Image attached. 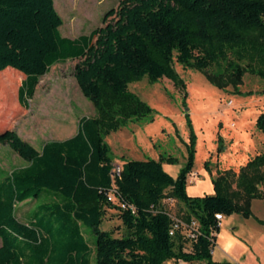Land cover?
Masks as SVG:
<instances>
[{
    "label": "trees",
    "instance_id": "obj_1",
    "mask_svg": "<svg viewBox=\"0 0 264 264\" xmlns=\"http://www.w3.org/2000/svg\"><path fill=\"white\" fill-rule=\"evenodd\" d=\"M62 24L54 0H0V106L14 100L15 70L25 75L18 100L27 106L53 65L80 59L73 74L96 111L81 118L73 136L41 150L16 130L0 132V142L28 161L0 180V264H232L213 259L216 214L253 215L252 201L264 199V151L238 171L218 170L214 193L192 196L194 142L174 177L163 166L172 156L127 160L117 173L106 138L154 119L130 84L168 78L186 89L177 65L203 71L220 88L239 90L247 73L264 80V0H120L90 34L63 36ZM257 128L264 134V113ZM43 195L23 222L17 205ZM167 198L185 204L184 220L199 222L191 245L171 234ZM108 209L118 210L125 234L103 228ZM84 226L96 235L95 248Z\"/></svg>",
    "mask_w": 264,
    "mask_h": 264
},
{
    "label": "rangeland",
    "instance_id": "obj_2",
    "mask_svg": "<svg viewBox=\"0 0 264 264\" xmlns=\"http://www.w3.org/2000/svg\"><path fill=\"white\" fill-rule=\"evenodd\" d=\"M119 2L54 0L63 18L62 35L75 38L90 34L102 25L104 15L117 8ZM111 20L109 17L108 21ZM79 60L69 59L56 64L43 78L27 106L19 103L21 80H18V75L14 76L17 80L14 100L9 105L0 106V132L16 130L33 139L37 147L46 140H64L73 136L82 117L96 114L94 105L83 94L73 74ZM176 68L186 82L185 90L176 87L168 78L155 83L144 78L130 84L131 91L154 109V119L130 123L112 132L106 140L116 166L127 160H159L161 156H172L174 161L164 162L163 166L174 177L186 164L188 148L194 142V167L188 176L187 192L189 195L195 192L212 194L215 192L213 179L218 170L233 168L238 171L248 156L264 151V134L257 128V120L264 113V80L247 73L239 90L232 86L220 88L203 71L184 69L180 65ZM25 165H28L27 160L8 144L0 142V169L3 170L0 171V180ZM46 200L43 195L19 203L16 208L18 217L23 222L31 221ZM163 205L175 217L182 218L186 212L185 204L172 198L163 200ZM252 210L250 218L234 214L233 218L223 220L221 224L222 230L237 237L247 249L234 248L232 260L224 251L223 237L219 236L214 252L216 259L238 264L251 254L254 264H264V224L258 221L264 220V199H254ZM117 213L116 209H108L102 226L121 236L126 230ZM83 232L90 246L95 248L96 235L92 228L84 226ZM192 264L206 263L197 261Z\"/></svg>",
    "mask_w": 264,
    "mask_h": 264
},
{
    "label": "crops",
    "instance_id": "obj_3",
    "mask_svg": "<svg viewBox=\"0 0 264 264\" xmlns=\"http://www.w3.org/2000/svg\"><path fill=\"white\" fill-rule=\"evenodd\" d=\"M57 64H60V63H57ZM61 64H63V63H61ZM56 65V64H55ZM55 65H53L52 66V68H51V70L48 72V73H46V74H44L43 76H41V78H40V81H39V84L42 82V80H43V78L44 77H46L47 75H49L50 73H51V71H52V69L54 68V66ZM25 79V75L22 73H19L18 72V80H21V83H22V81ZM39 84L37 85V87H36V91H35V94H34V96L36 95V93H37V89H38V87H39ZM21 85V84H20ZM34 96H33V98H34ZM32 98V99H33ZM20 133V132H19ZM20 135H21V133H20ZM21 136H23L22 138L23 139H25V140H27V141H29L31 144H33V145H35V142H34V140L33 139H29V138H26V136H24V135H21ZM48 141H50V140H46L44 143H42L40 146H35L38 150H41L42 148H43V146H44V144L46 143V142H48ZM261 152V151H260ZM253 157V156H252ZM251 157L250 156H248V159H247V161L250 159ZM123 162H125V161H123ZM123 162H121V164L123 163ZM26 166V165H25ZM0 171H3L2 169H0ZM218 172V171H217ZM189 179V178H188ZM210 189L212 188V185L209 187ZM196 194H192V196H198V195H201L200 194V192H195ZM189 194V193H188ZM191 195V194H190ZM253 211V210H252ZM235 215L234 214H232V215H230V216H224V218H223V220H228V219H231V218H233ZM222 220V221H223ZM222 221H221V224H222ZM258 221L261 223V224H264V220H262V219H258ZM262 221V222H261ZM221 224H220V232L219 233H217V241H218V237L219 236H222L223 237V239H224V241H225V243H224V248H225V253L227 254V256H229L232 260H233V258H232V256H231V251L234 249V248H241V249H244V250H246L247 249V246L246 245H244L240 240H238L237 239V237H235V236H232V235H229V234H227L226 233V231H224V230H222L221 229ZM229 240H231V242L229 243ZM217 241H216V245H217ZM216 247V246H215ZM214 252H215V248H214V250H213V259L215 260V261H218V262H224V261H228V262H231L232 264H235V263H233L231 260H224V261H221V260H218V259H216L215 257H214ZM206 263V262H205ZM238 264H254L253 262H252V255L251 254H248V257L244 260V261H241V262H238Z\"/></svg>",
    "mask_w": 264,
    "mask_h": 264
},
{
    "label": "built area",
    "instance_id": "obj_4",
    "mask_svg": "<svg viewBox=\"0 0 264 264\" xmlns=\"http://www.w3.org/2000/svg\"><path fill=\"white\" fill-rule=\"evenodd\" d=\"M120 170H121L120 166L119 165L116 166L115 171L119 173ZM172 217H173L174 222L172 225L171 234L174 235L177 232H179L182 238L191 245L198 238L200 234L199 222L196 219H193L192 221L189 222V221L184 220L183 218H179L175 216H172ZM216 217L219 220V224H221V221L223 220L224 215L217 213ZM214 234L217 235V233H214ZM169 264H172V263H169ZM178 264H189V263L181 260L179 261Z\"/></svg>",
    "mask_w": 264,
    "mask_h": 264
}]
</instances>
